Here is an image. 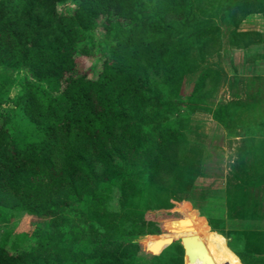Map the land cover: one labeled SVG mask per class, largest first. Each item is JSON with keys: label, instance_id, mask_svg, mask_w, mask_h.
Instances as JSON below:
<instances>
[{"label": "trees", "instance_id": "obj_1", "mask_svg": "<svg viewBox=\"0 0 264 264\" xmlns=\"http://www.w3.org/2000/svg\"><path fill=\"white\" fill-rule=\"evenodd\" d=\"M250 14L264 16V0H0V67L23 74L11 97L0 77V222L47 219L29 234L7 231L0 264H182L178 243L148 259L154 237L136 238L145 224L164 234L146 210L169 207L201 173L185 118L205 112L224 128L233 120L230 103H207L219 77L190 75L189 50L213 51L222 22L229 46L264 44V31L237 28ZM77 57L100 60L95 79L77 71ZM260 116L239 126L242 180L225 188L226 219L244 226L223 230L225 218L212 217L241 264H264V228L249 225L264 216L248 190L264 192ZM245 154L260 163L246 168Z\"/></svg>", "mask_w": 264, "mask_h": 264}, {"label": "rangeland", "instance_id": "obj_2", "mask_svg": "<svg viewBox=\"0 0 264 264\" xmlns=\"http://www.w3.org/2000/svg\"><path fill=\"white\" fill-rule=\"evenodd\" d=\"M68 7L69 3L60 6L61 9ZM237 28L264 31V16L262 14H250L239 23ZM100 30L98 28L95 31L96 39L100 44H105ZM219 31L220 35H218ZM216 34L217 38L213 40L216 41V44L210 53H199L196 49L189 50V55L193 60L190 75H196L204 70L215 72L218 75L219 79L214 86L212 96L207 97L206 101L212 106L230 103L234 113L232 115L233 120H231L228 128H224L205 112L197 111L185 118L181 130L185 134L191 151L199 155L196 156V159L201 161V173L192 182V186H180L172 193L169 207L159 208L155 204H151L150 208L146 210V217L166 230L164 234L154 231V234H147L145 224V233L136 238L138 243H142L147 241L149 237H154L149 246L143 247L145 258L148 259L160 255L171 245L177 243L181 245L180 236H182L203 242L200 246V249L203 248L202 252L193 255L192 258L189 257L185 264L200 262L203 254L211 258L206 263L241 264L237 256L227 247L224 235L213 229L214 220L212 217L225 218L223 230L244 226L241 222L231 224L227 221L224 195L227 186L236 182L238 184L242 180L236 163L239 156L243 154L240 152L242 138L239 134H242V131L239 126L249 119L251 121L248 123H252L250 125L253 126L258 122L257 117L260 115H263L264 119V100L261 104V100L264 98V90L259 93L256 92L257 87H260L264 82V44L252 45L247 49L229 46L223 22L219 24ZM98 42L94 47L95 49L101 46ZM76 64L77 71L85 73L90 79L97 77L101 67L100 60L92 57H77ZM22 75V72L17 69L0 67V77L11 84L10 97L17 90V84ZM258 135V132L254 133L255 137ZM258 163H260L259 158H254L251 154L243 155V165L246 168L252 169ZM233 175H238V180ZM148 186V181L145 179L141 182L139 190L148 189ZM248 190L254 196L257 195L255 198L260 199L258 213L264 216L262 184L249 185ZM112 192V202L117 204L118 189L114 188ZM46 222L47 219L45 218H37L25 213L15 215L8 222H0V238H3L7 231L13 232L11 236L21 232L32 233L36 227L44 226ZM249 225H251L250 228L263 229L264 219L250 221ZM157 244H160L159 250L153 253L150 246ZM220 255H223L221 260L219 259ZM184 261L185 249L182 252V264Z\"/></svg>", "mask_w": 264, "mask_h": 264}, {"label": "water", "instance_id": "obj_3", "mask_svg": "<svg viewBox=\"0 0 264 264\" xmlns=\"http://www.w3.org/2000/svg\"><path fill=\"white\" fill-rule=\"evenodd\" d=\"M180 242H181L182 248L185 249V261H184V264L187 261V259H189V257L192 258L193 255H196L197 253H200L203 250V248L200 249L201 244H199V242L195 243L194 239H193V242H191L186 237H181L180 238ZM191 243H193V244H191ZM159 246H160V244L151 245L150 246L152 248L153 253L158 252ZM210 260H211V258L208 255L203 254L202 257H201V261L198 262V263H195V264H210V263H206V261H210Z\"/></svg>", "mask_w": 264, "mask_h": 264}, {"label": "crops", "instance_id": "obj_4", "mask_svg": "<svg viewBox=\"0 0 264 264\" xmlns=\"http://www.w3.org/2000/svg\"><path fill=\"white\" fill-rule=\"evenodd\" d=\"M238 258V257H237Z\"/></svg>", "mask_w": 264, "mask_h": 264}]
</instances>
